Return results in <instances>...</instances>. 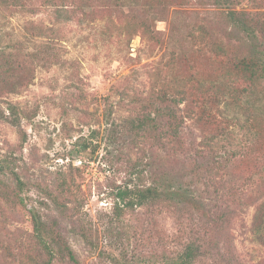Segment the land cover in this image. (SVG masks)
I'll return each instance as SVG.
<instances>
[{
    "label": "rangeland",
    "instance_id": "rangeland-1",
    "mask_svg": "<svg viewBox=\"0 0 264 264\" xmlns=\"http://www.w3.org/2000/svg\"><path fill=\"white\" fill-rule=\"evenodd\" d=\"M144 1L116 8L112 0H0V113L10 115L14 105L20 116L19 128L0 117V264L43 261L32 237L34 211L60 224L80 264L161 263L192 242L204 253L196 264H264V244L251 232L264 202V134L245 124L208 145L187 119L181 144L135 132L117 143L108 139L113 123L140 117V102L188 74L187 61L168 66L178 46L198 74L219 71L216 56L190 37L197 24L207 21L217 37L229 38L213 0H168L164 19L153 23L161 42L148 41L135 27ZM234 8L264 15V0H240ZM161 181L190 188L226 222L167 203L113 216L120 187ZM91 224L96 250L79 231Z\"/></svg>",
    "mask_w": 264,
    "mask_h": 264
},
{
    "label": "trees",
    "instance_id": "trees-1",
    "mask_svg": "<svg viewBox=\"0 0 264 264\" xmlns=\"http://www.w3.org/2000/svg\"><path fill=\"white\" fill-rule=\"evenodd\" d=\"M112 2L116 8H119L125 7L128 0H112ZM239 3L240 0H213V4L218 9L217 13L228 30L227 43L214 34L207 21L197 24L190 33V37L200 44L202 50L211 51L216 56L214 63L219 64V71L208 75L198 74L196 66L187 59L183 46H178L177 50L169 53L168 66L173 68V65H183L187 61L190 70L188 74L174 77L170 84L152 92L148 99L140 102L143 107L140 117L125 121L124 125L113 123L108 134L109 140L117 143L126 139V132H135L160 143L163 139H167L181 144L179 139L181 129L187 119L195 122L208 145H211L215 139L230 137L233 127L245 124L250 125L263 136L264 106L259 112L255 105L256 102H262V94L264 95V15L238 11L234 6ZM168 5V0L144 1L142 15L137 19L135 26L144 39L161 42L162 32L155 29L153 23L164 19L169 10ZM65 10L58 8L59 15L67 12ZM232 40L236 41V45L231 43ZM51 44L52 47H57V40L53 39ZM232 78L237 82L230 83ZM237 83L240 85L236 86ZM19 89L16 86L10 93L17 94ZM229 109L244 111L248 118L242 122L239 116L233 117ZM9 110L10 115L3 112L0 113V117L11 126L19 128L20 116L17 107L10 105ZM250 112L254 114L253 119L249 115ZM7 169L21 186L17 172ZM0 171L2 173L1 166ZM3 185L0 179V188ZM158 203L195 208L207 220L214 221L217 218L216 223L226 222L225 215L213 217L204 201L190 188L169 181L155 182L148 186L130 182L123 188L120 187L115 198L113 216L121 220L125 210ZM31 219L33 242L43 257V261H37L35 264H80L57 221L45 220L35 211L32 212ZM111 221L113 222L112 219ZM79 231L91 250L99 247L98 233L93 224ZM251 232L257 241L264 244V202L256 208ZM116 240L121 238L118 237ZM203 254L201 246L192 242L176 258L152 264H196ZM104 255L103 251H99L100 259H103ZM111 259L114 263L116 261V264H131L127 259L124 262H121V259Z\"/></svg>",
    "mask_w": 264,
    "mask_h": 264
}]
</instances>
